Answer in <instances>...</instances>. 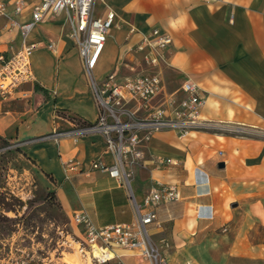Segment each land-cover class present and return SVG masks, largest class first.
I'll use <instances>...</instances> for the list:
<instances>
[{"label": "crops", "instance_id": "0c3cea01", "mask_svg": "<svg viewBox=\"0 0 264 264\" xmlns=\"http://www.w3.org/2000/svg\"><path fill=\"white\" fill-rule=\"evenodd\" d=\"M2 1L7 14L0 15V56L9 57L24 43L38 44L31 55L33 80L0 98V147L15 148L19 176L32 172L43 189L55 193L67 217L85 212L96 225L132 222V197L141 203L150 188L175 185L179 197L157 207V225L150 228L169 264H264V0L95 4L97 17L115 12L91 73L96 81L110 72L117 81L159 73L164 88L155 104L173 92L181 96L186 79L205 94L202 124L185 137L170 129L155 131L141 158L124 159L127 181L91 168L94 160L115 161L102 133L55 135L98 116L65 12L45 17L24 38L8 20L29 21L39 0H23L20 13L13 0ZM153 28L172 36L156 65L146 60L148 48H139ZM173 76L181 83L169 88L167 78ZM207 121L212 129L203 128ZM221 123L234 133L218 132ZM70 160L76 169L69 168ZM111 253L109 261L118 264H148L129 249L114 247Z\"/></svg>", "mask_w": 264, "mask_h": 264}, {"label": "built area", "instance_id": "2783aa9c", "mask_svg": "<svg viewBox=\"0 0 264 264\" xmlns=\"http://www.w3.org/2000/svg\"><path fill=\"white\" fill-rule=\"evenodd\" d=\"M95 2L96 0H39L31 6L29 21L9 19L8 24L18 26L25 38L31 28L45 17L65 12L71 37L89 77L98 116L91 124L55 135L83 131L102 133L107 147L114 153L115 161L105 164L94 160L91 168L105 170L110 176L127 181L123 168L124 159L127 157L134 162L141 158L144 144L155 131L170 129L180 137H185L202 124L200 109L205 103V94L195 81L186 79L180 87L181 96L173 92L155 104L164 88L159 73H138L117 81L115 72H110L100 82L96 81L91 73L104 48L115 12L108 10L104 17H97L94 15ZM13 3L16 13L24 10L23 0H13ZM6 10V4L0 0V15H6ZM1 29L0 24V31ZM171 42L172 36L168 32L153 28L143 34L139 48L147 47L146 60L156 65L159 51L167 48ZM37 45L24 43L9 57L0 56L1 99L11 96L22 84L33 80L31 55ZM47 47L52 49L53 45L49 43ZM69 168L76 169L77 164L72 162ZM178 197L175 185L155 186L146 192L141 203L132 197L135 209L132 222L96 225L85 212H75L71 220L81 226L84 242L99 263L112 259L113 248L121 247L136 252L148 264H169L160 247L153 242L150 228L157 225V207L162 202ZM107 253L112 256H107Z\"/></svg>", "mask_w": 264, "mask_h": 264}, {"label": "rangeland", "instance_id": "374dc122", "mask_svg": "<svg viewBox=\"0 0 264 264\" xmlns=\"http://www.w3.org/2000/svg\"><path fill=\"white\" fill-rule=\"evenodd\" d=\"M98 1L101 0L95 4ZM180 83L176 76L167 78L166 82L169 88ZM72 121L82 125L78 117H72ZM207 122L203 128L212 129L211 122ZM216 129L220 133H234L226 123ZM19 164L15 148L2 145L0 264H118L115 260L99 263L93 258L81 226L61 211L55 193L43 189L32 172H22L19 176Z\"/></svg>", "mask_w": 264, "mask_h": 264}, {"label": "water", "instance_id": "95a60500", "mask_svg": "<svg viewBox=\"0 0 264 264\" xmlns=\"http://www.w3.org/2000/svg\"><path fill=\"white\" fill-rule=\"evenodd\" d=\"M218 166H219V167H223V166H224V163H223V162H219V163H218Z\"/></svg>", "mask_w": 264, "mask_h": 264}, {"label": "trees", "instance_id": "16d2710c", "mask_svg": "<svg viewBox=\"0 0 264 264\" xmlns=\"http://www.w3.org/2000/svg\"><path fill=\"white\" fill-rule=\"evenodd\" d=\"M86 124L88 125V124H91V123L90 122H88V123L86 122L84 125H86ZM38 200L41 201L42 198H39Z\"/></svg>", "mask_w": 264, "mask_h": 264}, {"label": "bare ground", "instance_id": "6f19581e", "mask_svg": "<svg viewBox=\"0 0 264 264\" xmlns=\"http://www.w3.org/2000/svg\"><path fill=\"white\" fill-rule=\"evenodd\" d=\"M107 256H108V253H107Z\"/></svg>", "mask_w": 264, "mask_h": 264}]
</instances>
